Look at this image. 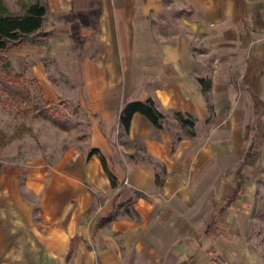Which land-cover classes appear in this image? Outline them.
I'll return each instance as SVG.
<instances>
[{
  "label": "crops",
  "instance_id": "1",
  "mask_svg": "<svg viewBox=\"0 0 264 264\" xmlns=\"http://www.w3.org/2000/svg\"><path fill=\"white\" fill-rule=\"evenodd\" d=\"M42 5L8 71L73 123L40 122L55 155L0 158V264H264L243 178L264 133V0ZM148 99L160 126L135 111L124 129L122 104Z\"/></svg>",
  "mask_w": 264,
  "mask_h": 264
},
{
  "label": "rangeland",
  "instance_id": "2",
  "mask_svg": "<svg viewBox=\"0 0 264 264\" xmlns=\"http://www.w3.org/2000/svg\"><path fill=\"white\" fill-rule=\"evenodd\" d=\"M38 1L42 4L43 0ZM4 2L14 10L20 7L21 1L4 0ZM7 52L0 54V65L8 70L12 62ZM0 76L6 81L17 82L15 84L19 88V92L16 93H12L9 88H0V158L9 160L16 156L17 159H24L26 156L38 154L41 150H45L46 154L50 156L55 155L57 151L54 141L55 134H52L53 136L51 134L50 136L43 135L41 130H45V127L40 122L46 121L57 128L66 126L70 128L73 123V117H71L73 104L63 100L53 101L49 104L42 102L38 88L26 81L23 73L11 77L3 74ZM38 108L63 120L64 125L56 126L48 118L36 115ZM255 147L256 149L251 153L253 158L243 176L244 181L248 182L251 195L248 206L247 239L250 247L258 252L264 262V133L257 137Z\"/></svg>",
  "mask_w": 264,
  "mask_h": 264
},
{
  "label": "trees",
  "instance_id": "3",
  "mask_svg": "<svg viewBox=\"0 0 264 264\" xmlns=\"http://www.w3.org/2000/svg\"><path fill=\"white\" fill-rule=\"evenodd\" d=\"M43 13L44 7L38 0L30 2L22 13L13 14L0 11V54L13 44L35 40L37 36L41 35V32L37 30L41 26ZM0 74L7 75L8 77L17 75L2 68L1 65ZM15 83L17 82H12L11 80L6 81L0 76V88H9L12 93L19 92V88H17L18 86ZM46 103L49 104L51 102ZM135 111L143 113L154 125L160 126L159 119L161 113L156 109L151 99L146 101L129 100L125 101L120 109L119 122L124 129L127 128L130 117ZM173 114L178 120L189 125L193 124L191 114H184L177 111H174ZM36 115L48 118L56 126L61 127L64 125L63 120H59L51 114H48L44 109L38 108Z\"/></svg>",
  "mask_w": 264,
  "mask_h": 264
},
{
  "label": "built area",
  "instance_id": "4",
  "mask_svg": "<svg viewBox=\"0 0 264 264\" xmlns=\"http://www.w3.org/2000/svg\"><path fill=\"white\" fill-rule=\"evenodd\" d=\"M123 183H125L126 182V179H123V181H122Z\"/></svg>",
  "mask_w": 264,
  "mask_h": 264
}]
</instances>
